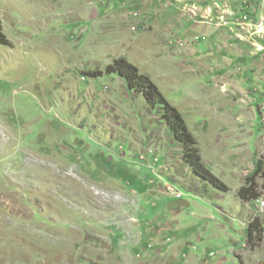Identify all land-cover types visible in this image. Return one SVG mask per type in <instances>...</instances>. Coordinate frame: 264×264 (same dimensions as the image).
Here are the masks:
<instances>
[{
	"label": "rangeland",
	"instance_id": "374dc122",
	"mask_svg": "<svg viewBox=\"0 0 264 264\" xmlns=\"http://www.w3.org/2000/svg\"><path fill=\"white\" fill-rule=\"evenodd\" d=\"M0 23V264H264L238 196L264 170V0H0Z\"/></svg>",
	"mask_w": 264,
	"mask_h": 264
},
{
	"label": "trees",
	"instance_id": "16d2710c",
	"mask_svg": "<svg viewBox=\"0 0 264 264\" xmlns=\"http://www.w3.org/2000/svg\"><path fill=\"white\" fill-rule=\"evenodd\" d=\"M0 44L7 45L6 38L2 35L1 23H0ZM134 80L129 84L130 90H142L146 101L155 107L157 104L165 106V119L169 126L172 137L176 143H179L183 147V158L186 164H188L195 175L205 182H208L215 186L217 189L226 190V187L220 182L203 164L200 153L196 148L197 143L193 136L188 132L184 119L161 95L157 87H155L149 79L138 78L137 71L134 70ZM136 82V85H135ZM263 172L262 178L264 179L263 164L258 163L257 174L247 179L246 185L238 193L239 199L244 203L256 202L260 198L258 191V184L256 183V177ZM264 235V226L261 223L259 217H255L249 224L247 229V244L254 248L257 242H261Z\"/></svg>",
	"mask_w": 264,
	"mask_h": 264
},
{
	"label": "built area",
	"instance_id": "2783aa9c",
	"mask_svg": "<svg viewBox=\"0 0 264 264\" xmlns=\"http://www.w3.org/2000/svg\"><path fill=\"white\" fill-rule=\"evenodd\" d=\"M256 1H258V0H256ZM242 23H243V22H241L240 25H243ZM256 34L260 35L261 37H264V25L261 26V31H257ZM256 34H255V35H256ZM257 202H258L260 208L262 209V208H263V202H264V201H262V200H258Z\"/></svg>",
	"mask_w": 264,
	"mask_h": 264
}]
</instances>
